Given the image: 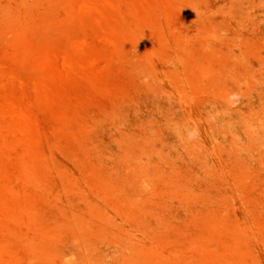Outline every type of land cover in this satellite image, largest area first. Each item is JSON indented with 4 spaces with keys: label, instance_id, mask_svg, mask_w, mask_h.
I'll list each match as a JSON object with an SVG mask.
<instances>
[{
    "label": "rangeland",
    "instance_id": "1",
    "mask_svg": "<svg viewBox=\"0 0 264 264\" xmlns=\"http://www.w3.org/2000/svg\"><path fill=\"white\" fill-rule=\"evenodd\" d=\"M0 264H264V0H0Z\"/></svg>",
    "mask_w": 264,
    "mask_h": 264
}]
</instances>
